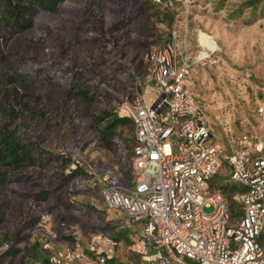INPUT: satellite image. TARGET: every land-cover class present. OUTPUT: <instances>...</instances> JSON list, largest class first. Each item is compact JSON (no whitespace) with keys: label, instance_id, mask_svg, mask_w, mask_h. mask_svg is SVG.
<instances>
[{"label":"rangeland","instance_id":"1","mask_svg":"<svg viewBox=\"0 0 264 264\" xmlns=\"http://www.w3.org/2000/svg\"><path fill=\"white\" fill-rule=\"evenodd\" d=\"M250 1L175 0L168 6L157 0H63L50 11L44 1L25 0L31 11L22 26L0 22V129L33 145L36 157L35 164L13 169L3 165L0 150V169L9 171L0 184V241H15L16 251L1 264H31L34 249L48 254V241L53 250L75 239L87 242L97 232L120 237L117 262L147 264L128 247L132 222L109 209L98 189L97 173L109 168L132 180L134 125L111 135L100 126L125 100L150 89L146 53L175 32L197 60L195 93L214 139L230 149L223 118L233 122L235 138L262 137L257 108L264 83V0ZM201 30L220 46L203 59ZM9 76L20 80L12 84ZM79 87L92 98L81 96ZM8 105L24 113L14 118ZM76 160L79 168L68 172ZM214 182L242 185L231 180L226 164Z\"/></svg>","mask_w":264,"mask_h":264},{"label":"built area","instance_id":"2","mask_svg":"<svg viewBox=\"0 0 264 264\" xmlns=\"http://www.w3.org/2000/svg\"><path fill=\"white\" fill-rule=\"evenodd\" d=\"M173 35L146 53L150 89L118 109L135 124L134 176L127 181L103 170L100 193L109 209L132 222L128 247L147 264H264V135L235 138L233 122L223 118L230 149L214 139L195 93L197 60ZM262 90L257 114L264 130V83ZM225 164L231 180L242 184L232 198L211 185ZM232 200L240 206L236 214ZM52 243L43 245L51 251L48 262L32 264H109L123 245L102 232L53 250ZM10 247L11 241H0V259Z\"/></svg>","mask_w":264,"mask_h":264},{"label":"trees","instance_id":"3","mask_svg":"<svg viewBox=\"0 0 264 264\" xmlns=\"http://www.w3.org/2000/svg\"><path fill=\"white\" fill-rule=\"evenodd\" d=\"M42 1L45 2V8L47 10L53 11L63 0H33V2H35V3H39ZM254 1L256 2L259 0H254ZM24 2H25V0H0V22H1V24L8 25V26L10 24L22 26L23 23L21 24V22H24L26 14H28V12L31 11V7L27 3H24ZM250 2H253V0ZM19 80H20V77L19 78H15L13 76L8 77V82H11L12 84L18 82ZM77 91L84 98H87V99L92 98L90 93L86 89H82L81 87H79V88H77ZM7 109L9 111V115L14 117V118H19L24 113L23 111H21L20 109H18L14 105H8ZM34 112L39 116H42L44 118H49L47 113L44 111L35 110ZM106 117L107 116H102L100 121L104 120ZM130 124L134 125V132H135V130H136L135 124L133 123L132 119L127 118V117H121L118 114H116L113 117L108 118L107 121L105 122V124L100 126V130H101L102 134L111 135V134H114L116 132L117 127L130 125ZM135 143H136V141H135ZM33 148H34L33 145L30 146L29 143L23 142V141H21L20 138L13 135L11 133V131H9V129L6 126H4L0 129V150H1L2 155H3L2 163L4 166H7V167L13 168V169H18L19 167L25 166L26 163L35 164V158L36 157L32 153ZM133 152H134V147H133ZM77 168H79V166ZM72 171H74V169L71 170V172ZM114 173L123 177V174H121V173H118L116 171H114ZM8 174H9L8 170H1L0 169V184L7 182ZM211 185L213 187L222 188L226 193H228L230 198H232L234 191L237 190V189H230L228 183H225V184L221 183L220 184L217 182V183H212ZM93 186L94 187L98 186L96 181L93 182ZM98 189L100 190V187ZM239 207L240 206L237 202H235L233 200L231 201V208H232V211L234 212V214L239 212ZM116 237L118 239H120L119 236H116ZM6 240L11 241V247L8 251H6L2 255V257L0 259V263H1L2 258L4 256H9L10 254H13L16 252V251H14L15 250V241L10 240V239H6ZM128 242L130 243L131 239ZM43 249L48 252L47 255L41 254V253H39V251H37V249H34L33 254L37 259L33 260L32 263L35 261L48 262L49 255H50L51 251L49 249H45L44 247H43ZM109 264H122V263L117 262L116 259H112L109 261Z\"/></svg>","mask_w":264,"mask_h":264},{"label":"bare ground","instance_id":"4","mask_svg":"<svg viewBox=\"0 0 264 264\" xmlns=\"http://www.w3.org/2000/svg\"><path fill=\"white\" fill-rule=\"evenodd\" d=\"M199 41L203 47L201 52L202 57H210L212 53L217 51L220 46L215 37L206 31L201 30L199 32Z\"/></svg>","mask_w":264,"mask_h":264}]
</instances>
